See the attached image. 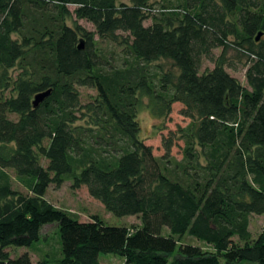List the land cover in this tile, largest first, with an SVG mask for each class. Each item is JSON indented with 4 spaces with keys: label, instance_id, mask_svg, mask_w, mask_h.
Here are the masks:
<instances>
[{
    "label": "trees",
    "instance_id": "trees-1",
    "mask_svg": "<svg viewBox=\"0 0 264 264\" xmlns=\"http://www.w3.org/2000/svg\"><path fill=\"white\" fill-rule=\"evenodd\" d=\"M230 48L245 84L226 69ZM78 87L95 95L82 103ZM143 98L154 118L175 102L189 118L159 156L140 136ZM65 181L139 224L79 220L46 198ZM262 214L264 0H0V264H264V230L249 231ZM46 224L61 257H11Z\"/></svg>",
    "mask_w": 264,
    "mask_h": 264
},
{
    "label": "rangeland",
    "instance_id": "rangeland-1",
    "mask_svg": "<svg viewBox=\"0 0 264 264\" xmlns=\"http://www.w3.org/2000/svg\"><path fill=\"white\" fill-rule=\"evenodd\" d=\"M78 22L87 30L93 29L92 25L84 20H79ZM148 22L149 21L147 20L146 24ZM115 50L117 51L118 49ZM213 52L215 55H219L221 48H216ZM224 58L226 60L227 71L232 76L238 78L242 84H245L244 69L242 67L246 58L242 55V53L235 48H230L225 51ZM164 63L161 62L164 67H169L167 62L166 64ZM212 67L213 63H211L208 59H203L200 71L210 69ZM78 90L81 94L82 103L86 102L90 97L95 95L94 89L91 88L78 87ZM146 102L147 100L143 98V104L137 114V119L140 125V136L144 139L146 144L152 146L154 155L159 156L163 152L161 147L162 135H165L169 130H174L178 125L185 126L189 122V118L185 117L181 113L183 106L179 102L172 104L169 114L164 118H154L150 115L146 107ZM181 145L182 142L178 141V144L171 148V155L176 159L181 158V151L179 147ZM10 174L13 177L12 171H10ZM12 186L15 189H22L16 183L14 177L12 180ZM46 198L54 205L75 213L81 221H86L91 216L97 215L108 225H124L126 227H130L131 225L139 224L137 216H114L112 213L106 211L99 201L92 198L88 194L86 187L81 186L77 189H72L70 188V183L68 181H65L59 187L50 185L47 189ZM263 230L264 214L251 215L249 219V231L251 236L255 238ZM161 233L166 235L168 233L167 228L163 227ZM181 240L185 243L203 246L201 242L188 235L183 236ZM8 251L11 257L27 252L33 262L41 258H59L61 257V252L58 228L55 224H46L41 228L39 240L33 242L31 246L9 247ZM98 258L100 264L124 263V259L121 256L112 253H100Z\"/></svg>",
    "mask_w": 264,
    "mask_h": 264
},
{
    "label": "water",
    "instance_id": "water-1",
    "mask_svg": "<svg viewBox=\"0 0 264 264\" xmlns=\"http://www.w3.org/2000/svg\"><path fill=\"white\" fill-rule=\"evenodd\" d=\"M259 35L257 36L256 39H258ZM49 91H45L42 93H38L34 96V105H37L40 101H42L47 95H48Z\"/></svg>",
    "mask_w": 264,
    "mask_h": 264
}]
</instances>
